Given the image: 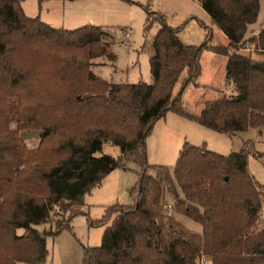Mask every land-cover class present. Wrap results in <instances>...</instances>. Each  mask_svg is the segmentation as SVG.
<instances>
[{
	"label": "trees",
	"instance_id": "16d2710c",
	"mask_svg": "<svg viewBox=\"0 0 264 264\" xmlns=\"http://www.w3.org/2000/svg\"><path fill=\"white\" fill-rule=\"evenodd\" d=\"M198 1L225 43L209 41L207 26L200 44L183 43L180 27L147 5V24L158 22L151 81L113 82L90 68L96 57L113 59L108 29L54 27L28 15L22 0H0V264L44 262L47 237L72 230L74 206L126 160L141 168L132 203L96 219L113 213L101 243L83 246L82 264H200L202 256L206 264H264V184L247 168L248 148L222 153L185 140L173 164L146 170L147 136L167 111L230 134L264 123V58L253 55L264 53V25L247 35L264 0ZM248 42L253 52L241 50ZM204 50L226 57L231 88L193 112L182 93L196 83ZM30 128L41 129L35 147L20 134ZM105 141L120 154H97Z\"/></svg>",
	"mask_w": 264,
	"mask_h": 264
},
{
	"label": "rangeland",
	"instance_id": "374dc122",
	"mask_svg": "<svg viewBox=\"0 0 264 264\" xmlns=\"http://www.w3.org/2000/svg\"><path fill=\"white\" fill-rule=\"evenodd\" d=\"M147 5L162 13L168 24L180 27L178 35L183 43L200 44L205 38L206 26L212 32L209 41L218 43L223 39L222 33L211 22L208 13L198 0H22V7L28 15H37L54 27L74 28L90 23L108 29L111 33L113 59L96 57L92 60L90 68L113 82L151 81L148 45L158 28V22L154 20L147 24L145 10ZM261 25H264L263 5L260 7L256 20L250 24L249 32L256 33V29H259ZM125 30L129 31V37H125ZM241 50L253 52V46L251 49L243 47ZM209 55L202 54V61L205 64L202 78H197L195 84L187 85L182 93V105L189 111L195 112L204 99L213 98L216 92H219L214 88L217 85L218 76L211 79L214 56ZM253 55L264 58V54L261 53L253 52ZM103 60H105L104 63ZM205 80L210 81L204 82ZM20 131L29 147H35L38 144L40 128ZM185 140L195 144L205 142L208 148L222 153H229L243 147L248 148L247 168L260 183L264 184V123L258 128L249 126L245 130L230 134L212 130L173 111L167 112L155 121L147 136V172L155 173L153 165L173 164ZM102 152L117 156L120 154V149L118 145L105 141L97 154ZM140 170L138 163L126 160L125 168L116 167L108 172L100 184L92 187L86 194L85 198L89 199L87 205L90 207L91 215L100 218L107 212V208L115 203H132L129 188L137 182ZM165 200H170V195H167ZM176 216L179 215L176 214ZM112 217L113 213L103 223L95 220L97 222L91 224L83 213H78L74 219V230L82 252L84 245L94 246L101 243L102 231L105 225L111 222ZM181 219L188 227H199L198 223L186 216H182ZM260 225L259 223L258 226ZM17 231L21 233L23 229L19 228ZM46 263L82 264L81 257L75 250L69 249L68 254H60V256L55 252L52 256L50 248ZM19 264H44V262L22 261Z\"/></svg>",
	"mask_w": 264,
	"mask_h": 264
},
{
	"label": "crops",
	"instance_id": "0c3cea01",
	"mask_svg": "<svg viewBox=\"0 0 264 264\" xmlns=\"http://www.w3.org/2000/svg\"><path fill=\"white\" fill-rule=\"evenodd\" d=\"M262 5H263V3H262ZM43 21H45V20H43ZM250 29H251V27L249 25V30H248V33L247 34H253V32L252 33L249 32ZM257 30L258 29H256V31ZM222 38H223L222 41L221 42H218V43L222 44V43H225L226 42V38H225V35L223 33H222ZM213 43H216V42L213 41ZM203 53H208V54H210L209 56H214V59L212 60L214 64H213V70L211 71V76H212L211 79L214 78V77H216V76H218V82H216L217 85L214 86V88H216V90H220V89L230 90L231 85L230 84H227L225 82V68H224V65H225L226 57L223 54L216 53V52H214L212 50H204L202 52V54ZM213 53L216 54V55H212ZM202 54H201V58H200V60H201V73L198 76V78H202L201 76L203 75V72H204V69H205V64L202 61ZM261 54L263 55L264 53H261ZM105 59H107V58H105ZM102 62L104 63L105 60H103ZM100 65H102V63ZM99 66H97V68ZM94 72H95V70H94ZM209 81H206L205 80L204 82H209ZM217 92H216V94H217ZM199 108H200V106H198V108L195 111H197ZM167 112H171V111H167ZM174 113H176V112H174ZM176 114H178V113H176ZM173 116H175V115H173ZM172 118H174V117H172ZM255 127L258 128L260 126H255ZM186 141H188V140H186ZM85 197H86V195H85ZM87 203H89V199L84 198V203L83 204H79V205H75L74 206V208L77 210V213L74 215V217L71 220L72 230L64 229V230L60 231L58 234H56L53 237H47L46 247H47L48 253H47L46 259L44 261V264H47L46 262H47V259L49 258V248L51 249L52 256H54V253L55 252H56V254H58L60 256V254H62V255L63 254H68L69 249L75 250L76 253H77V255H79L81 257V262H82L83 252L79 248L78 239H76V231L74 230V219L77 217L78 213H83L84 216H85V218H86V220H87V218L88 219H92V220L99 219V217H95V216H92L91 215V210H90V207L87 205ZM181 217H182V215H179L178 216L179 220L181 222H183L182 219H181ZM188 228L198 231V230H200L201 227L199 225V227H193V228L192 227H188ZM21 262L22 261H19L18 264L21 263Z\"/></svg>",
	"mask_w": 264,
	"mask_h": 264
},
{
	"label": "built area",
	"instance_id": "2783aa9c",
	"mask_svg": "<svg viewBox=\"0 0 264 264\" xmlns=\"http://www.w3.org/2000/svg\"><path fill=\"white\" fill-rule=\"evenodd\" d=\"M125 37H129V31H125L124 33ZM252 48V43L248 42L246 45H245V49H251ZM163 206L165 207V209L167 210V213H171L172 211V207H171V204L170 202L168 201H165ZM259 223L261 224H264V206L261 208L260 212H259ZM199 262L200 264H206L207 263V259L202 256L200 259H199Z\"/></svg>",
	"mask_w": 264,
	"mask_h": 264
}]
</instances>
